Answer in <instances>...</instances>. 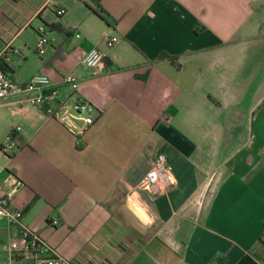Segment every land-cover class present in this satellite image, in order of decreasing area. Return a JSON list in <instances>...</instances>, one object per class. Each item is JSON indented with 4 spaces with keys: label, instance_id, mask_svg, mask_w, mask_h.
Here are the masks:
<instances>
[{
    "label": "crops",
    "instance_id": "crops-1",
    "mask_svg": "<svg viewBox=\"0 0 264 264\" xmlns=\"http://www.w3.org/2000/svg\"><path fill=\"white\" fill-rule=\"evenodd\" d=\"M101 4L106 20L92 0H0L8 76L46 73L61 100L73 72L96 107L77 141L43 106L0 99V140L19 144L0 152V194L72 264H264V0ZM92 46L101 73L77 57ZM157 151L174 181L154 194L139 181ZM17 233L1 219L0 264H31L5 249Z\"/></svg>",
    "mask_w": 264,
    "mask_h": 264
},
{
    "label": "built area",
    "instance_id": "built-area-1",
    "mask_svg": "<svg viewBox=\"0 0 264 264\" xmlns=\"http://www.w3.org/2000/svg\"><path fill=\"white\" fill-rule=\"evenodd\" d=\"M57 12H64V8H57ZM46 29L44 24L36 28V50L39 54L44 52L47 43ZM79 35L80 33L76 32V36ZM117 37L116 33L108 34L105 37V43L110 46ZM5 49V46L0 47V99L8 95H18L20 101L26 100L43 106L46 112L71 131L78 141L85 129L93 122V112L96 110L95 105L79 93L78 76L73 72H65L62 75L61 83L68 86L69 93L66 98L58 100L60 85L51 81L46 73H35L24 82L11 79L2 66ZM77 57L83 64L92 68L93 73H101L106 67L105 53L98 46L79 51ZM69 97H72L71 101L67 100ZM19 128L20 125L15 126V129ZM18 147L19 144L14 139L12 131H9L5 139L0 141V152L3 154H12ZM173 181L172 168L164 152L157 151L150 167L140 179L139 186L150 193H163ZM22 216L23 209L14 206L7 195L0 194V223L2 218H6L8 222L15 223L18 227L16 236L5 246L9 256L15 252L25 260H30L31 264H72V261L61 255L36 228L23 223ZM59 222L57 217L47 221L50 225H56Z\"/></svg>",
    "mask_w": 264,
    "mask_h": 264
},
{
    "label": "trees",
    "instance_id": "trees-1",
    "mask_svg": "<svg viewBox=\"0 0 264 264\" xmlns=\"http://www.w3.org/2000/svg\"><path fill=\"white\" fill-rule=\"evenodd\" d=\"M93 1V6L89 5L90 8L92 10H94L99 16H101L103 19L106 20V17L108 16V13L106 12V10L103 8L102 4H101V0H92ZM53 26H55L58 30L64 31L63 27L57 23L54 24ZM161 57H167L169 58L171 61H174V57L165 53H161L160 54Z\"/></svg>",
    "mask_w": 264,
    "mask_h": 264
},
{
    "label": "water",
    "instance_id": "water-1",
    "mask_svg": "<svg viewBox=\"0 0 264 264\" xmlns=\"http://www.w3.org/2000/svg\"><path fill=\"white\" fill-rule=\"evenodd\" d=\"M11 174V170L4 166L0 169V184L5 181V179Z\"/></svg>",
    "mask_w": 264,
    "mask_h": 264
},
{
    "label": "rangeland",
    "instance_id": "rangeland-1",
    "mask_svg": "<svg viewBox=\"0 0 264 264\" xmlns=\"http://www.w3.org/2000/svg\"><path fill=\"white\" fill-rule=\"evenodd\" d=\"M3 131V123H2V121L0 120V133ZM5 139V136H4V138H3V140ZM2 140V139H1ZM0 140V141H1ZM2 140V141H3ZM7 155V154H6Z\"/></svg>",
    "mask_w": 264,
    "mask_h": 264
}]
</instances>
